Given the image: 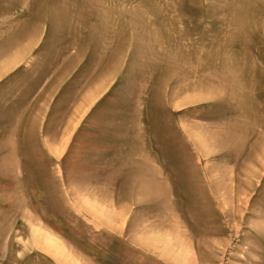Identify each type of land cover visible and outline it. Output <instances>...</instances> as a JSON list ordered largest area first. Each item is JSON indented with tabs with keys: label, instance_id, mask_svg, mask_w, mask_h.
<instances>
[{
	"label": "rangeland",
	"instance_id": "obj_1",
	"mask_svg": "<svg viewBox=\"0 0 264 264\" xmlns=\"http://www.w3.org/2000/svg\"><path fill=\"white\" fill-rule=\"evenodd\" d=\"M72 262L264 264V0H0V264Z\"/></svg>",
	"mask_w": 264,
	"mask_h": 264
},
{
	"label": "bare ground",
	"instance_id": "obj_2",
	"mask_svg": "<svg viewBox=\"0 0 264 264\" xmlns=\"http://www.w3.org/2000/svg\"><path fill=\"white\" fill-rule=\"evenodd\" d=\"M42 230H40V228H35L33 230L34 231L33 246L34 247H41L50 253H52V251H54L55 252L54 254H58L59 252L63 253L65 251L63 243L56 236H54L52 233H50L48 231L42 232ZM65 261L67 262V260H65ZM72 264H74V263L72 262Z\"/></svg>",
	"mask_w": 264,
	"mask_h": 264
}]
</instances>
